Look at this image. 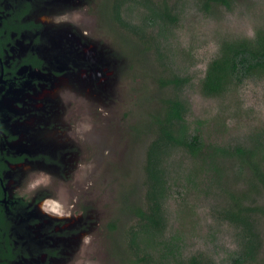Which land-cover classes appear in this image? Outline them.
I'll list each match as a JSON object with an SVG mask.
<instances>
[{
	"label": "rangeland",
	"instance_id": "rangeland-1",
	"mask_svg": "<svg viewBox=\"0 0 264 264\" xmlns=\"http://www.w3.org/2000/svg\"><path fill=\"white\" fill-rule=\"evenodd\" d=\"M48 1L41 0L35 11L43 12L44 21L55 29L52 41L58 43L60 37L65 46L76 44L80 51L94 45L84 55L73 45L76 58L69 64L74 68L87 62L89 78L73 83L68 77L71 84L65 80L58 92L49 95L47 107L35 112L33 119L39 126H28L39 141L51 144L52 154L72 141L85 145L83 157L70 160L66 168L51 162L40 180L30 179L29 187L37 193L43 187L53 193L49 182L59 192L76 185L87 206L96 208L93 216H86L78 253L82 257H75L72 247H63L61 264L82 260L84 264H127L128 256L134 261L126 234L137 219L126 212L132 202L146 208L145 153L153 136L146 133L145 123L158 110L160 97L176 92L185 106L188 134L199 138L200 153L176 150L163 162L165 227L154 237L143 234L140 249L151 255L153 264H177L197 255L213 264H232L241 235L219 218L218 211L224 201L251 191L248 173L241 171L235 152L238 147L260 152L264 146V74L233 84L216 96H204L201 84L224 42L251 40L264 32V0H236L230 9L213 6L209 13L201 9L200 0L129 2L121 17L139 29L150 26L149 7L165 4L172 20L152 18L153 27L141 31L147 36L144 42L122 31L119 38L124 46L115 40L110 44V38L104 37L103 50L93 37L104 25L97 13L102 0L94 4L52 0V5ZM57 32L60 36L55 38ZM101 68L108 71L101 73ZM108 72L112 75L105 76ZM173 77L185 79L176 92L171 86L163 87ZM41 181L47 186L40 187ZM257 229L260 251L249 264H264V219H259ZM89 252L92 258L87 257Z\"/></svg>",
	"mask_w": 264,
	"mask_h": 264
},
{
	"label": "flooded vegetation",
	"instance_id": "flooded-vegetation-1",
	"mask_svg": "<svg viewBox=\"0 0 264 264\" xmlns=\"http://www.w3.org/2000/svg\"><path fill=\"white\" fill-rule=\"evenodd\" d=\"M102 1L97 13L104 25L93 37L101 50L104 37L110 38V44L115 40L124 46L120 31L131 33L117 21L115 0ZM40 2L0 0V264H61L63 247H72L77 257L86 216L97 212L87 206L76 185L59 192V187L49 182L54 189L51 194L45 187L38 193L29 187L31 177L40 180V173L47 172V164L66 168L70 160L82 158L85 151L84 144L72 141L52 154L48 149L51 144L39 141L28 128L31 124L39 126L33 119L35 112L47 107L49 95L58 92L65 80L71 84L68 77L73 83L89 78L87 62L69 66L76 58L72 46L78 52L80 47L65 46L58 32L55 38L59 37V42L51 40L55 29L44 21L43 12L35 11ZM48 2L52 5V0ZM54 46L60 49L54 51ZM93 49L94 45H89L79 55ZM106 71L108 68H101V73ZM46 184L41 181L40 187ZM92 254L87 257L92 258Z\"/></svg>",
	"mask_w": 264,
	"mask_h": 264
},
{
	"label": "trees",
	"instance_id": "trees-1",
	"mask_svg": "<svg viewBox=\"0 0 264 264\" xmlns=\"http://www.w3.org/2000/svg\"><path fill=\"white\" fill-rule=\"evenodd\" d=\"M201 9L206 13L211 12L213 6H223L230 9L236 0H200ZM138 3V0H115L119 25L144 42L146 35L141 32L148 27H153L154 17L162 21L172 20L169 8L162 4L161 7H149L150 16L147 21L150 23L138 28L130 22H125L121 12L127 3ZM140 4V2H139ZM136 46V45H135ZM264 74V32H257L251 40H239L235 42H224L219 55L213 59L205 73L201 84V92L204 96H216L223 93L233 84H243L249 78ZM185 79L173 77L168 79L166 85L180 89ZM179 92L174 95L160 97L158 110L149 114V120L145 123L146 133L153 136L148 143L145 153V204L146 208L137 207L135 202L127 207V214L136 215L137 223L131 227L127 234V245L135 257L134 261L128 256L126 261L130 264H153L151 255L141 252L139 240L144 239L143 234L148 237L160 235L164 230V201L167 196L165 185L164 169L162 168L165 159L176 150H183L191 155H199V138L197 135H189L185 124V106L178 97ZM235 155L240 162L241 171L248 173L246 183L250 193L240 199L224 201L220 207L219 218L233 225L241 235L239 241L238 257L232 264H249L255 262L260 251V237L258 235L259 219H264V146L260 152L250 148L236 149ZM130 204V203H128ZM124 211V210H123ZM131 255V254H130ZM131 255V256H132ZM135 255V256H134ZM177 264H213L209 258L201 255L191 256L189 259L177 260Z\"/></svg>",
	"mask_w": 264,
	"mask_h": 264
}]
</instances>
